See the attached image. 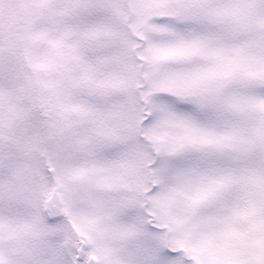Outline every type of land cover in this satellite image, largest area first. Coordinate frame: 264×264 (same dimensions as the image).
<instances>
[{"label": "snow or ice", "instance_id": "snow-or-ice-1", "mask_svg": "<svg viewBox=\"0 0 264 264\" xmlns=\"http://www.w3.org/2000/svg\"><path fill=\"white\" fill-rule=\"evenodd\" d=\"M0 264H264V0H0Z\"/></svg>", "mask_w": 264, "mask_h": 264}]
</instances>
